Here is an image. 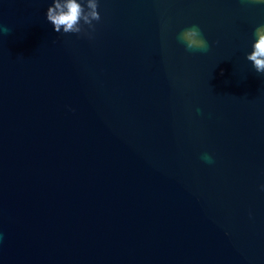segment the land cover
<instances>
[{"label":"water","instance_id":"water-1","mask_svg":"<svg viewBox=\"0 0 264 264\" xmlns=\"http://www.w3.org/2000/svg\"><path fill=\"white\" fill-rule=\"evenodd\" d=\"M52 3L0 0V264H264V0Z\"/></svg>","mask_w":264,"mask_h":264},{"label":"clouds","instance_id":"clouds-1","mask_svg":"<svg viewBox=\"0 0 264 264\" xmlns=\"http://www.w3.org/2000/svg\"><path fill=\"white\" fill-rule=\"evenodd\" d=\"M261 3L262 0H253ZM98 0H53L52 5L47 9L46 20L51 23L56 33L79 34L82 32V25L93 29V21L99 22L101 17L97 11ZM7 31V30H6ZM255 42L252 51L246 56L258 74H264V25L258 26L254 32ZM178 39L189 51H207L208 42L198 26L193 25L184 29ZM204 159L210 161V157ZM264 190V186H262Z\"/></svg>","mask_w":264,"mask_h":264}]
</instances>
